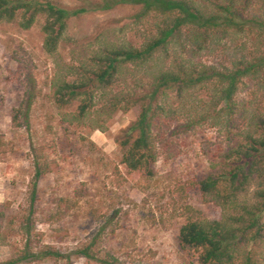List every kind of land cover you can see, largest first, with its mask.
Returning a JSON list of instances; mask_svg holds the SVG:
<instances>
[{"label":"trees","instance_id":"obj_1","mask_svg":"<svg viewBox=\"0 0 264 264\" xmlns=\"http://www.w3.org/2000/svg\"><path fill=\"white\" fill-rule=\"evenodd\" d=\"M119 5L138 7L124 28L137 43L98 36L87 56L64 65V75L53 82L54 103L60 109L77 105L63 120L76 125L89 121L93 130L103 131L112 114L147 100L140 102L139 114L123 131L118 147L120 164L132 175L147 177L150 185L158 156L155 120L176 117L166 103L152 109L151 101L170 93L184 100L179 111L185 116L184 128L195 130L205 121L223 140L208 143L204 150L211 172L200 180L167 187L171 212L183 220L179 247L197 264H264V0H101L94 9L107 11ZM86 12L48 0H0V24L17 23L28 30L40 21L43 50L50 56L57 54L69 18ZM206 50L220 54L222 60L206 64L194 59ZM127 71L144 75L147 93L138 98L133 92L113 94ZM243 91L245 97L240 96ZM196 92L206 98L197 99ZM48 169L47 163L36 162L31 208L37 181ZM190 188L197 190L203 204L220 210L218 220L205 218L188 202ZM58 202L61 206L50 215L52 220L76 203ZM34 219V210L21 217L17 233L23 247L0 264L45 259L70 264L69 256L56 247L36 245L41 234L37 238L33 232ZM6 237L0 236L3 241ZM97 244L95 237L74 254L86 262L117 264L108 256L97 258Z\"/></svg>","mask_w":264,"mask_h":264},{"label":"rangeland","instance_id":"obj_2","mask_svg":"<svg viewBox=\"0 0 264 264\" xmlns=\"http://www.w3.org/2000/svg\"><path fill=\"white\" fill-rule=\"evenodd\" d=\"M48 1L66 9L87 10L69 18L56 55L43 50L40 21L28 30L17 23L0 24V236L7 235L4 241L0 238V262L23 247L18 224L34 210L33 232L37 238L41 234L36 245L56 247L69 256L70 264H99L74 254L95 237L97 258L108 256L117 264H197L192 254L179 247L177 235L183 220L171 212L167 187L200 180L211 172L204 150L208 143L222 141L221 133L205 121L195 130L185 129V116L179 112L185 102L173 93L152 100V109L166 103L178 119L170 115L166 121L163 117L155 120L158 156L150 185L147 177L128 173L119 162L118 141L139 114L140 102L147 100H138L127 112L112 114L103 131L93 130L89 121L76 125L63 120H68L77 102L58 108L53 82L64 75L66 63L88 55L89 45L98 36L136 44L137 37L124 28L138 7L119 5L99 11L94 6L101 0ZM228 51L233 50L228 47ZM212 52L202 51L194 59L220 62L223 57ZM146 83L144 75L127 71L112 92H133L138 98L148 92L142 87ZM194 95L206 98L203 93ZM36 162L47 163L49 169L37 181L31 208ZM187 192L188 202L205 218H220V210L203 204L196 189ZM60 199L76 203L60 219L52 220ZM21 264L66 262L45 259Z\"/></svg>","mask_w":264,"mask_h":264}]
</instances>
